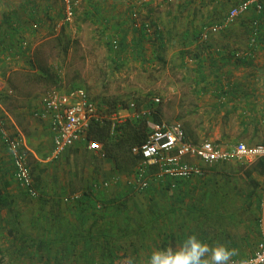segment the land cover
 I'll return each instance as SVG.
<instances>
[{
	"label": "crops",
	"instance_id": "crops-1",
	"mask_svg": "<svg viewBox=\"0 0 264 264\" xmlns=\"http://www.w3.org/2000/svg\"><path fill=\"white\" fill-rule=\"evenodd\" d=\"M27 1L0 0V65L27 60V53L13 46L9 35L24 39L26 31H36L40 22L29 25L40 11L24 7ZM19 7L30 12L27 20L20 19L22 26L16 31L19 21H12L10 15H16ZM87 11H94L91 3ZM10 45L13 50L7 49ZM227 48L232 54L234 47ZM207 56L211 60L206 61ZM195 58L203 68L217 60L207 54ZM26 72L0 67L1 264H129L130 259L137 264L134 255L150 256V250L175 247L192 234L210 245L220 242L236 249L233 261L248 260L260 250L264 244L259 219L264 211V176L254 172L248 178L252 165L220 164L207 168L204 178L188 181L165 176L154 179L159 171L151 167V187L141 192L127 183L134 174L119 175L111 162L89 153L83 143L69 149L59 161H51L53 135L47 123L33 116L35 101L19 80L29 76ZM198 73H194L195 83L211 78L204 71ZM258 78L264 80V72ZM195 93L201 98L214 92L205 88ZM181 119L179 115L175 118ZM1 129L24 141L37 198H31L16 182ZM237 164L246 168L237 169ZM238 176L246 183L235 184Z\"/></svg>",
	"mask_w": 264,
	"mask_h": 264
},
{
	"label": "rangeland",
	"instance_id": "rangeland-1",
	"mask_svg": "<svg viewBox=\"0 0 264 264\" xmlns=\"http://www.w3.org/2000/svg\"><path fill=\"white\" fill-rule=\"evenodd\" d=\"M71 1H74L76 14L69 27L65 25L62 18H58L59 14H65L66 0H40L39 3L29 0L27 1L29 7L23 4L29 10H31L30 7H35L40 11L31 19L32 22L29 25L32 27L33 22L39 21L36 31L25 32L24 40L28 44L27 60L19 61L18 65L12 63L11 65H0L6 71L18 68L28 71L26 74L29 76L24 79L21 77L22 79L19 78V80L22 83L21 87L30 93L31 100L35 101L33 108L38 106L46 95L47 89L55 90L53 86L46 87L45 82L31 81L32 75H43L40 70L36 69L37 61H41L42 65L59 76L62 89L65 91L72 86H78L83 88L90 98H99V101L118 98L129 102L140 98L149 102L160 99L163 105V120L176 123L175 118L178 115L181 116L182 119L178 123L191 124L194 127L191 129L199 143L210 141L220 147L228 148L240 142L254 146L264 141V116L256 135H254L255 128L253 127H250L246 133L239 119L241 108L246 105L245 99L256 103L259 106V114H261L262 102L264 103V86L263 80L258 78V75L264 72L262 49L259 48V51H256V60L252 61L253 64L250 67L234 70L225 68L218 62L211 64L212 60L202 69L210 75V80L197 85L193 79L194 73L199 69L198 60L195 57L209 55L205 48L208 44L214 45L215 49L221 52L225 46L234 47L238 57H244L249 53L250 39L245 34V29L239 20L224 31L209 35L206 40L201 38V40L195 41L194 39L193 41L192 39L195 29L199 31L219 24L229 12L232 3L215 5L212 0L210 2L204 0L207 1L206 4L200 7L199 1L193 0H92L106 7L107 16L112 20V23L108 24L107 31L103 33L104 25L100 20L86 18L89 1ZM114 2H117L116 10L112 8ZM147 3L153 4L155 13L152 15L143 8ZM126 9L136 14L132 16L136 22L129 24V29L126 28L128 33L124 34L122 30H119L121 31L119 33L115 28L118 25V20L116 21L115 18L124 13ZM22 10V7L18 8L16 15L11 16L12 21L18 22L20 19L24 21L29 18L30 11L26 10L24 13ZM197 10L199 12H196ZM49 17H53L54 21H50ZM144 23L152 26L147 32L149 39L144 43L143 56L139 58L135 41ZM63 28L72 44L65 60L60 57L61 47L56 42ZM134 29L138 32L132 31ZM156 29L162 31L165 39L162 50L160 41L156 39ZM229 35L232 37L228 38ZM118 36L125 37V48L121 57L116 59L117 54L111 53L106 43L109 38L118 41ZM228 50L226 56H229L231 52L229 48ZM217 57L218 55H214L213 59H219ZM209 60L211 59L207 56L206 61ZM227 72L233 73L232 78H222L226 95L218 98L216 95L219 94L220 87L209 85L216 84V80L213 79L222 77ZM205 88L215 94L211 93L209 97L199 98L195 91ZM246 92L248 93L245 94ZM120 114L130 115L126 111ZM129 115L124 118L118 116V119L124 120ZM237 166V169L246 168L241 164ZM234 179L235 184L246 183L242 176ZM261 214L260 225L264 228V211ZM134 257L137 264H147L149 255L136 254ZM127 258L129 259V256Z\"/></svg>",
	"mask_w": 264,
	"mask_h": 264
},
{
	"label": "built area",
	"instance_id": "built-area-1",
	"mask_svg": "<svg viewBox=\"0 0 264 264\" xmlns=\"http://www.w3.org/2000/svg\"><path fill=\"white\" fill-rule=\"evenodd\" d=\"M258 1L260 0H250L234 8L230 11L225 25L205 28L201 38L206 40L209 35L224 30L237 17L246 13L251 4ZM66 2L64 23L71 25L74 12L70 0H66ZM258 9L261 11L260 6ZM252 39L251 46L256 43L254 37ZM154 102L158 104L160 99H154ZM135 109L136 104L132 102L130 110L134 112H126L130 113V117L133 118L145 116L151 130L147 142L143 146L133 149L134 154L142 157L137 168V175L127 180L128 185L136 191L146 190L149 187L151 177L148 170L151 167L158 169L159 172L154 177L157 179L165 176L192 180L204 178L205 170L216 165L235 161L252 165L264 158V145L248 146L239 143L223 148L210 141L195 145L186 138L181 124L166 121L156 123L151 119V115L155 114V111L141 109L140 112H135ZM33 116L50 127L54 145L51 161H59L69 149L79 143H84L90 152L102 151V145L99 142L87 141L90 125L93 122H100L103 115L83 88L69 91L51 90L40 101ZM1 136L15 166L16 182L28 192L31 198H37L38 193L34 186V179L27 156L23 151L24 141L11 138L3 129H1ZM245 261H250L251 264H264V244L253 257Z\"/></svg>",
	"mask_w": 264,
	"mask_h": 264
},
{
	"label": "trees",
	"instance_id": "trees-1",
	"mask_svg": "<svg viewBox=\"0 0 264 264\" xmlns=\"http://www.w3.org/2000/svg\"><path fill=\"white\" fill-rule=\"evenodd\" d=\"M193 1H199V6L200 7H204V5L206 4V2L204 0H193ZM209 2L211 0H208ZM213 3L216 5H228L229 3H232V6H230V10L229 12L226 14V16L223 18V20L219 23V24H214L212 26H222L225 25V22L230 14V11L233 10L234 8L240 6L243 3H246L250 0H212ZM236 1V2H235ZM88 2V1H87ZM89 3H91V7L93 8V12L92 11H87L86 13V18H92L95 20H100L101 24H103L104 29L102 30V32H106L108 29V24L111 22L112 20L108 18L107 14H108V9L101 4V3H94L92 0L89 1ZM117 5V2H114ZM113 3V10L115 9V4ZM70 4H71V8L73 9L74 15L76 14V9H75V5H74V1L70 0ZM150 4V5H149ZM234 4V5H233ZM190 7H191V2L189 3ZM261 7V11L258 9V7ZM128 8V6L126 7ZM134 8V7H133ZM145 10H147V13L152 15L153 13H155V10L153 8V4L151 3H147L144 7ZM216 8V7H215ZM107 9V10H106ZM196 12H199L198 10ZM136 14L133 13L132 11H127V9L125 10L124 13H122L121 15L117 16L115 19L118 25L115 27L117 28V31L122 30L124 34H127L128 31H126V28L129 29V24H133L136 22V20H134L132 16H135ZM130 16V17H129ZM126 17V18H125ZM11 20L13 19L10 15ZM33 19V17H31ZM58 18H62L63 20H65V14H59ZM125 18V19H123ZM50 21H54L53 17H49ZM240 21L241 26L245 29V34L248 35L250 42L251 40H253L252 38L254 37V41L256 42L255 45H249V53L247 55H245L244 57H238L237 55V51H232V54H230L229 56H226V50H228L227 46H225V48H223V51H217V49H215V47H212V45L208 44L206 45V50H208V52L210 51V54L212 57L214 55H218L217 60H213V63H220L223 64L224 67L226 68H232L234 70L241 68V67H250L252 66V61L256 60V51H259V48L262 49V52H264V0H260L258 2H254L253 4H251L249 6V9L246 13H244L243 15H240L239 17H237L235 19L234 22H232L231 24L235 23L236 21ZM39 22V21H37ZM231 24H229L225 29H227ZM68 27L70 25L65 24ZM22 26V23L19 20V25L17 27L18 28ZM152 25L150 24H146L144 23L141 26V31L139 32L140 35L139 37L136 39L135 41V48H136V53L138 55L139 58H142L143 56V51H144V43L146 41H148L149 37L147 35V32L149 31V28ZM193 26V25H192ZM114 28V27H113ZM207 28V27H205ZM203 28L202 30L200 29L199 31H197L196 29L194 30V33L192 34V39L194 41L197 40H201V34L203 32V30L205 29ZM16 29V28H15ZM224 29V30H225ZM222 30V31H224ZM135 32H138L137 30H132ZM220 31V32H222ZM121 31H119L120 33ZM156 34V39H158L161 43V50L164 48V43H165V39L164 36L162 34V31H160V29H156L155 31ZM10 35V41L12 43L13 46H17L19 48V50L24 53H26V51L28 50V44L26 43V41L24 39H14L13 34L9 33ZM15 35V34H14ZM116 37V36H115ZM232 36L229 35L228 38H231ZM113 38H109L107 44V47L109 49V51L112 53L114 52L115 54H117V56H115L116 59L120 58L122 53L124 52V48H125V37L120 38L118 36V41L117 40H112ZM56 42L58 43V45H60L61 47V52H60V57L63 58L64 60L66 59V56L72 46L71 44V40L68 38V36L66 35V31L65 28L62 29L61 34L56 38ZM201 42V41H200ZM14 43V44H13ZM193 43V42H192ZM13 46L11 47V45L9 46L10 48L7 49H11L13 50ZM212 47V48H211ZM135 53V54H136ZM188 54V53H187ZM208 55V54H207ZM200 56V55H199ZM159 59H161L160 56H158ZM199 62V61H198ZM200 62H203V60L200 59ZM199 64V69L197 72H199L198 74H202L203 72V64L198 63ZM223 68V67H222ZM224 68V69H225ZM36 69L40 70L41 74H34L31 77V81L32 82H36V83H40V82H45L46 87L50 88L51 86L54 87L55 90L57 91H63L64 89L62 84H61V80L59 78V76L53 74L50 69L44 65H42L41 61H37L36 64ZM232 74L233 73H224L223 76H219L216 79V84H213L215 86H219V94L216 95L218 98H222L224 95H226V93L223 90V79L222 78H232ZM205 79H202V81H197L196 84L200 85L201 83H206L207 81H204ZM263 85H264V80H263ZM81 87H73L69 88L66 91L69 90H74V89H80ZM236 89V88H235ZM51 89H47V91L45 92V94H47L48 92H50ZM236 92V90H235ZM249 92V91H248ZM248 92H246L245 94H247ZM226 97V96H225ZM99 98H91V100L97 104L98 106V110L101 112V114L103 115V119L100 122H93L90 125L89 131L87 133V141H95V142H99L102 145V151L98 152V157H102L103 159H106L108 162H111L116 169V172L119 175H123L125 177H129L132 176L134 174V176L137 175V168L140 165L141 161H142V157L140 155H136L133 153V149L137 148V147H141L143 146L150 135V128L147 125V118L145 116H140L138 118H133V117H128L124 120H120V118L118 119L119 113L122 111H128V112H134L133 110H130V104L133 102L136 104V109L135 112H140L141 109H146V110H153L155 111V114L151 115V119L153 121H155L156 123L162 122L164 121L162 118L163 115V105L162 103H155L154 100L147 102L146 100L140 99V98H136L135 100H131V101H122L121 99L115 98V99H102L101 101L98 100ZM244 103L246 105H244L241 109V113L239 115V119H240V124L241 126H243L244 131L247 133L248 130L250 129V127L255 128L254 132L256 134H258V127L261 124V119L264 116V103L262 102V110H261V114H259V106L256 103H252V102H248V99L244 100ZM168 122V121H166ZM171 123V122H168ZM176 123H178V121H176ZM180 124V123H179ZM181 126L183 127V130L185 132L186 138L191 141L193 144L198 145V144H202L199 143L196 139V137L194 136L193 130L191 129V127L188 124H181ZM193 137V139H192ZM191 138V139H190ZM195 138V139H194ZM241 143V142H240ZM84 144V143H83ZM239 144V143H238ZM264 145V141L263 142H259L256 143V145ZM89 153H94V152H89ZM95 154V153H94ZM95 158V157H93ZM251 171L247 172V177L251 178L252 174L254 172H257L259 175L264 176V158L258 160L257 162H255L254 164H252L251 166ZM150 169V168H149ZM149 172V170H148ZM157 179V178H154ZM186 180V179H184ZM188 181V180H187ZM253 182V181H252ZM151 180L149 181V184L151 185ZM257 184V183H256ZM149 185V187L146 190H141V192L147 191L151 186ZM131 189L134 191L132 186ZM4 197L1 195L0 193V204H3L4 202ZM261 199L258 202V205H261ZM2 262V257L0 256V264Z\"/></svg>",
	"mask_w": 264,
	"mask_h": 264
},
{
	"label": "clouds",
	"instance_id": "clouds-1",
	"mask_svg": "<svg viewBox=\"0 0 264 264\" xmlns=\"http://www.w3.org/2000/svg\"><path fill=\"white\" fill-rule=\"evenodd\" d=\"M237 250L217 242L205 243L197 235H188L175 247L155 249L147 259V264H251L250 261H233ZM129 264H133L130 259Z\"/></svg>",
	"mask_w": 264,
	"mask_h": 264
}]
</instances>
